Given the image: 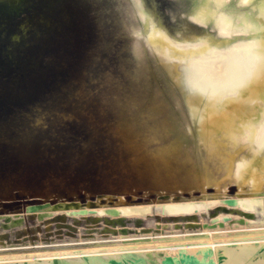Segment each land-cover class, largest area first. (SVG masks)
I'll use <instances>...</instances> for the list:
<instances>
[{
    "label": "rangeland",
    "instance_id": "rangeland-1",
    "mask_svg": "<svg viewBox=\"0 0 264 264\" xmlns=\"http://www.w3.org/2000/svg\"><path fill=\"white\" fill-rule=\"evenodd\" d=\"M149 1L0 0V264L102 255L132 241L144 252L258 242L264 204L248 219L232 178H203L205 169L220 177L231 145L209 153L183 62L147 38L154 28L180 44L221 37L191 18L193 0ZM228 1L240 20L247 9ZM157 101L166 110L152 115ZM190 202L203 205L168 209ZM136 205L150 209L120 211Z\"/></svg>",
    "mask_w": 264,
    "mask_h": 264
},
{
    "label": "bare ground",
    "instance_id": "bare-ground-1",
    "mask_svg": "<svg viewBox=\"0 0 264 264\" xmlns=\"http://www.w3.org/2000/svg\"><path fill=\"white\" fill-rule=\"evenodd\" d=\"M239 2L247 9L241 14L240 20L237 18L239 13L237 14L234 11L238 8L236 6L237 4L230 3L228 0H193L190 10L191 18L209 27L211 30H215L216 34L221 37L220 40H217L215 34H211L209 38H202L195 43L180 44L175 43L161 29L156 28L149 31L147 38L149 44L152 45L157 54L174 62H183L182 67L186 73V87L191 91L195 101L200 105V109L193 108L192 113L198 117L200 132L203 135V140L209 153L216 144L223 145L228 142L230 143L231 148L226 150L227 156L224 158V167L220 177L214 178L210 171L205 169L203 178L209 184L215 183L217 186H220L221 181L232 178L236 183V186L232 189L236 190L240 196L246 195L233 201V203L235 202V204L237 203V205L243 208L242 210H244L249 219L251 216L253 217L252 212L264 204V195H261L264 191V93L258 90L245 93L242 89L248 80L256 75L258 66L261 64V57H264V0H240ZM154 11H156V8ZM238 91H240V95H235L234 93ZM153 107L154 111L152 115H159L160 112L166 110L162 101H157ZM104 115L102 120H104ZM45 131L48 132L47 130ZM243 148L247 149L246 153L239 154V151ZM28 153L30 152H27L26 155H29ZM160 178H158L159 181H162ZM202 205L196 202L183 205L170 204L168 205V209L170 212L178 215L180 213L197 211ZM149 209L145 205H136L121 208L120 211L123 213L143 214ZM118 215L116 216L118 217ZM248 221H250L249 224H252L251 220ZM242 223L244 222L242 221ZM245 223L247 224V222ZM262 229L256 232L259 237L257 236L258 242L255 243L247 242L238 244L235 242V238L234 240L232 238L237 243L236 245L231 244V242L230 244H227L229 242L223 243V240L222 242L217 241L211 244L206 243L207 247L203 248L144 252L142 251L144 243L132 241L128 242L127 245L116 246L115 248L107 247L108 249L105 248L103 252H99L102 255H91L72 259L53 258L50 263L45 264H264V230ZM211 233L214 234L215 232L208 234ZM249 234L252 235L253 233ZM249 234L245 236L248 237ZM229 235L232 236L231 234ZM239 236L241 235L239 234ZM247 237L244 238L247 239ZM212 238L214 237H210L209 239ZM194 239L196 238L194 237ZM194 239L193 242L196 241ZM178 240L177 242L179 243L180 240ZM186 240L188 239L186 238ZM189 242L191 244L193 243L192 241ZM166 243L169 242L167 241ZM172 245H169V248H176L184 246L185 244ZM202 245H205V243ZM166 247L168 248V245ZM123 249H132V251H124Z\"/></svg>",
    "mask_w": 264,
    "mask_h": 264
},
{
    "label": "snow or ice",
    "instance_id": "snow-or-ice-1",
    "mask_svg": "<svg viewBox=\"0 0 264 264\" xmlns=\"http://www.w3.org/2000/svg\"><path fill=\"white\" fill-rule=\"evenodd\" d=\"M252 90H258L261 93H264V57H261V64L258 66L256 75L249 79L247 84L242 89L245 93ZM234 94L240 95V91Z\"/></svg>",
    "mask_w": 264,
    "mask_h": 264
}]
</instances>
